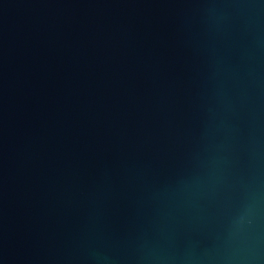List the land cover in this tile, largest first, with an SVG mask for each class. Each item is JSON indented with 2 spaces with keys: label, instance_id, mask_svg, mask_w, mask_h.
Returning a JSON list of instances; mask_svg holds the SVG:
<instances>
[{
  "label": "water",
  "instance_id": "1",
  "mask_svg": "<svg viewBox=\"0 0 264 264\" xmlns=\"http://www.w3.org/2000/svg\"><path fill=\"white\" fill-rule=\"evenodd\" d=\"M0 264H264V0H0Z\"/></svg>",
  "mask_w": 264,
  "mask_h": 264
}]
</instances>
